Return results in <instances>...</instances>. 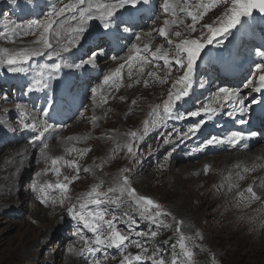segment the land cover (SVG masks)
<instances>
[{
	"label": "rangeland",
	"instance_id": "rangeland-1",
	"mask_svg": "<svg viewBox=\"0 0 264 264\" xmlns=\"http://www.w3.org/2000/svg\"><path fill=\"white\" fill-rule=\"evenodd\" d=\"M160 1L162 4L163 0ZM62 2L68 3L69 0H62ZM99 2L110 1L93 0L94 4ZM60 3L61 0H0V31H4L7 34V39L0 37V56H3L2 50L5 48L10 52H14L24 47H40V45L34 44V41L39 37L40 30L33 29L35 35H22L21 33L26 31V29H18L16 25H27L32 20L43 21L45 19L44 14L50 7ZM224 7L222 4L209 11L197 26L195 34H192L184 25L172 26L170 28V38L173 40L179 39L172 35L175 31H181L189 38L206 35L205 32L201 31V25L209 24L216 20L223 12ZM128 9L129 7L122 9L118 14L127 13L124 10ZM148 12L150 13L146 20L147 22L156 18L154 24H152L153 21L151 22V26L143 24L147 14L143 17L140 14L135 15L133 13L131 19L134 22L136 21L137 24L125 21L127 18H117L118 21H122L118 30L120 33L122 32V39H118L121 48L119 51L114 47L110 49L111 46L105 45L100 21L89 20L86 21L85 32L81 34L77 43L70 45L69 52H62L59 57L52 56L50 58L49 62L51 63H61L63 65L79 64L82 59L88 58L90 50L94 49L97 43L103 41V62L99 61L98 64L102 62L104 69L102 65H88L89 75L95 79L93 83L90 81V84L85 86V88L84 84H81L76 87L65 88L64 91L60 92L63 95H71L72 97L70 102L67 103L68 106L65 111H59L57 109L58 104H56V107L53 106L59 95L55 86H57L58 80L62 76L66 81L71 75L81 78L82 76L79 75L80 68L64 67L59 73H53L54 81L56 82L55 84L53 82V84L55 86L52 87V92L45 91L46 97H44L45 93L38 94V92L28 91L30 83L28 84V81L25 80L24 71L11 72L6 65H0V84L10 87L8 90L0 87V264H91L94 259H100L102 264H120L124 255L129 253L135 255L141 252V249L136 248L135 244L132 243L125 249L118 250L105 246L100 247L99 251L94 255L86 251L82 255L80 249L84 247V241L81 237L91 243L94 236L90 231L84 229L82 224L68 215L66 211L67 203L63 202V205L58 203L61 196L66 193H69L72 199L83 196V192H88L91 185H96L100 181L104 182L101 191H106L109 186H115L113 182L121 177L122 167L128 169V171L131 170V167L128 166L121 155L125 149L115 147L108 155V159H113L117 165L106 177L104 172L107 167L105 165L99 166L94 161V158H97L94 155V151L98 152L99 150V141H102L101 136L106 141L108 139L107 144H112L113 135L119 132L120 124H126L124 133L135 130L141 132L143 122L148 119V113L151 108L156 104H162L163 100L167 98V90L171 86V81L182 74L179 70L173 69L172 75L168 78L169 83L160 84L156 77L147 75L149 71L155 72L161 78L166 75L167 69L164 68L163 62L159 61L158 67H154L152 64L147 65L143 75L138 74L139 65H134L131 77L127 75L129 69L125 67L126 69L122 70V79L117 80L116 83L110 82L109 85L103 84V77L115 70L120 63H123V60H114L112 57L126 58L133 43H140V46L143 47V44L151 39L152 51L161 46L165 49L169 48L167 41L159 37L157 32H153L151 38L144 37L143 34L153 29H159L163 26L164 19H172V17L165 16L160 6L155 7L153 10H148ZM263 20L264 14H253L251 17L242 18V24L232 29L230 34L217 37L212 44L206 45L196 64L193 91L187 102H181L178 106L181 114L186 111L198 110L217 93L220 87H240L241 94L245 98V103L250 106V110L247 111V117L239 113V116H236L226 132H243L247 136L245 143L249 142L248 145L242 144L240 150L233 151L236 149V145L229 146L224 144L221 145L224 146V149L220 150L216 146L217 143H214L215 146L204 150V142H207L211 135H220L221 131L215 130L214 133L204 136L202 142L197 144L203 153L197 155L187 150L185 146H182L184 137L180 136L181 133L187 131L184 127L185 125L190 126L203 120V127L210 123L212 128L213 126L215 128L223 125L222 120L226 118V116L216 114L209 119L203 113H201V116L186 117L182 120L169 119L162 126L150 128L146 135L135 141V146L138 144L137 142H141L139 151L148 150V154L143 160L136 158L134 162H131V165L141 164L144 171L129 180L130 185L137 190L138 194L152 198L165 211L171 213L168 217H161L164 223L171 225V227L153 224L151 221L142 219L135 212L127 197L124 198V202L121 204L106 203L103 207L108 210L109 217L115 216L117 218L118 228L125 234H129V230H131L130 239L139 241L147 249V253L142 254L154 256L157 260L162 258L165 264H168L165 257L168 249L171 250L173 248L176 250V254L181 253L178 246L175 248L171 247L168 241L171 240L173 244L176 243L178 234L175 231L177 226L175 221H183L181 230L186 236L193 237L191 241H188V246L194 255L189 261L181 253L182 258L180 260L176 259L173 264H183V262L186 264H261V262L257 263L256 261L241 260L238 257L237 251L240 250L242 244L236 238L238 237L236 232L232 231L234 229L229 218L235 213L243 212L256 217H259V215L263 216L264 188L261 187V184H264V176L250 184L254 186L257 194L262 196L260 201H255L251 204L239 197L238 193L243 191H239L236 188L229 191V181L226 177L231 175V182L236 183L238 180L236 177L237 172H240L244 177L256 171L264 174V158L258 161V164L256 163L257 160L246 162L240 159L241 156L251 155L264 147L263 139L262 141L258 140L255 144H253V141H249L252 137L251 133L257 132L258 137L264 138V132L259 133L257 131L255 122L250 123V125L246 123L245 125L248 126H244V128H236L235 126L236 124L239 125L240 119L245 121V119L253 118L257 115L260 117L264 116V102H262L264 101V94L250 92L248 89L241 87L246 79L255 78L254 62H259L255 52L257 48L264 49V29L261 28L262 26L256 29L255 25L256 21L262 22ZM62 22L66 25H74L76 23L75 20L71 19V15H69L67 20L62 19ZM188 23H191L190 19L185 18V24ZM124 25L127 26V31L124 30ZM55 27L58 28L59 24ZM132 30H136L137 34H126ZM135 35H142V41L137 42ZM123 36L127 37L124 44H122ZM254 38H257L256 42L253 41ZM51 42L53 47L57 46L54 35ZM64 43L67 44V40ZM77 48L83 54L73 57L75 55L73 54L74 50ZM47 51L45 50V54ZM44 56L34 57L22 67L26 69L35 62L42 64L46 61ZM240 68H244V70ZM227 73H232L234 78L227 79L225 77ZM19 74L25 77H21ZM14 77L17 79H13ZM18 77L21 79H18ZM9 78L17 81L13 83ZM137 79L140 80V83H136ZM144 80L148 81L147 86H145ZM52 81L53 78L49 80L48 85ZM201 83H203V87H200ZM58 85L60 86V84ZM93 88H97L95 95L91 91ZM60 89L58 88L59 91ZM83 89L87 95L80 102L81 99L78 96ZM101 89H103V92H101ZM259 93L261 94L260 97ZM16 94L21 96L15 97ZM33 96L35 98L32 100ZM250 96L252 98L255 97L257 100L256 104L250 103L252 99L249 98ZM23 97L32 100L34 109L24 103ZM104 97H107V103L103 102ZM80 103H82V108L79 107ZM16 104L24 106L28 111L38 112V115L32 116V118H36L37 128L41 131L44 127L41 122L44 117H50L52 120L47 121V123L52 124L57 129H61L55 136H53V133L52 135H47L45 139L43 136L42 142L39 141V146L31 147L30 144H26L21 138L12 134V127L15 122H17L16 125L18 126L16 133L26 130L22 126V119L25 123H33V119L28 116L27 111L17 110ZM49 105L51 106L50 109L48 108ZM84 106L87 107L85 108ZM83 108L85 109L83 110ZM130 108L136 111L137 116H134L133 120L126 122L125 117ZM226 108L227 105L223 110H226ZM42 110L47 111V115H44ZM78 113L80 114L76 118ZM94 116L98 118L95 123L92 122ZM68 117H72L71 123L67 126L63 125V120ZM108 119L111 124L108 127H104ZM169 126H174V129L168 130ZM159 128H161L160 134H158ZM35 129H27L28 134L31 135L29 138L33 139V137L37 136L32 135ZM99 131L101 136L97 135ZM169 131H178L179 135H172L170 137L171 142L164 144L162 137L168 134ZM196 134H198V131L190 134V136H195ZM109 136L112 138L109 139ZM69 137L73 139L69 140ZM85 137L88 139H85ZM50 143L56 145L54 146L55 149L53 147L51 151L46 153L48 147L52 145ZM45 144L48 146L47 148H44ZM244 145H247L250 150H247ZM73 147L78 150L89 148L90 151L80 157L78 151L69 154L68 149ZM37 148L38 150L35 151ZM230 148L233 150H230ZM23 149L29 152V159H24V161L17 155L13 156L12 151L20 152L19 150ZM45 155L48 157L47 162L45 161ZM55 157L64 158L58 166L61 168V172L65 174L61 173L59 177L51 170V158ZM71 160H76L80 167V172L79 178L69 184L68 192L65 193L57 188H45L43 192L33 190L37 184L46 185V183H52L54 185L57 182H66L63 179L64 176L71 178L76 175L75 169L66 166L64 163V161ZM206 166L208 168L207 172H205ZM242 167H254L255 171L246 174L241 172ZM84 168H90L92 171L86 173L83 171ZM45 169H47V172H45ZM93 173L96 175H93ZM7 196L12 197V202L9 205L3 202ZM109 196L112 199L116 198V194L109 193ZM44 197H47V203L42 202ZM245 197H247L246 192ZM24 202L29 204L30 207H23L22 203ZM58 209L61 211L55 214ZM57 216L58 219L56 220ZM173 217L175 220H173ZM133 221L135 223H132ZM153 231L158 233L156 237L150 235ZM77 232H79V235L76 234ZM217 232L221 235L217 236ZM137 233L145 235H137ZM196 233H199V237H196ZM261 233L263 234L262 242L264 243V231ZM145 264H152V261L148 260Z\"/></svg>",
	"mask_w": 264,
	"mask_h": 264
},
{
	"label": "snow or ice",
	"instance_id": "snow-or-ice-1",
	"mask_svg": "<svg viewBox=\"0 0 264 264\" xmlns=\"http://www.w3.org/2000/svg\"><path fill=\"white\" fill-rule=\"evenodd\" d=\"M148 0H113V2H99L93 3V0H69L68 3H61L59 5H52L50 9L44 14L45 19L32 20L27 25H16L18 29H26L22 32V35H35L33 29H38L39 37L34 44L40 45V47H24L18 51L10 52L7 48L3 49V56H0V65H6L8 70L11 72H21L24 71L22 65L29 63L34 57L45 55V50L49 58L52 56L59 57L62 52H69L70 45L77 43L82 33L86 30V21L89 20H99L102 25V30L106 35L108 31L113 28L119 30L122 21L117 20V14L120 10L126 9L128 7L136 8L138 5L147 3ZM224 5V10L220 16L216 18L212 23L202 24L201 31L205 32L206 35L200 37L189 38L185 36L181 31H175L172 33L178 40H173L170 38V28L172 26L184 25L192 34L197 32V26L200 24L204 16L207 15L209 11L214 9L219 5ZM86 5V7H85ZM160 8L165 16H171L172 19H164L163 26L159 29H153L148 33H144V37L151 38L153 32H157L159 37L164 38L169 45L168 49L157 47L155 51L151 50V39L140 46V43H133L129 55L124 57L114 56V60H123L115 70L110 72L108 75L103 77V84L109 85L111 83H116L117 80L123 78V69L127 67L129 69L127 75L131 77L133 75L132 69L134 65H139L137 69L139 75H143L145 67L152 64L154 67H158V62L162 61L163 66L167 69L166 75L161 78L156 75L155 72L149 71L147 75L149 77H156L160 84L169 83V77L172 75L173 69L179 70L182 74L177 76L173 81H171V86L167 90V98L163 100L162 104H156L151 108L148 113V119L143 122V129L138 134L137 131H131L125 133L129 139L123 145H117L118 148H124L131 155H136L134 152L135 141L138 138H142L146 135L150 128H156L162 126L169 119H185L186 117H198L201 113L208 116L209 119L212 116L219 113L226 105L232 106L233 111L228 112V116H232L233 112L236 111V105H240L239 111L245 113L249 111V105L245 103V98L241 94L240 87H220L217 93L209 99L206 104H203L198 110L186 111L181 114L178 110V106L181 102L186 103L187 99L190 97L193 91V83L195 76V69L197 61L201 55V52L205 49L206 45H210L213 41L220 36H224L231 33L232 29L237 28L238 25L242 24V18L251 17L254 10H258L259 13L264 14V0H163L160 4ZM69 15L71 19L75 20L74 25H66L62 22L67 20ZM185 18L190 19L191 23L185 24ZM59 24V27L55 26ZM127 31V26L124 28ZM55 36L57 41V46L54 48L51 39ZM0 37L7 39V34L4 31H0ZM67 40V44L64 41ZM135 40L137 42L142 41V35H135ZM14 42V41H13ZM103 41L97 43L95 48L90 50L87 59H82L79 64L74 65H63L61 63H53L49 66L50 75L51 73H59L64 67H76L80 68L85 65H95L96 60L104 55ZM174 49V50H173ZM255 55L259 58V62H254V76L255 78L246 79L241 85L242 88L248 89L250 92H260L264 94V49L257 48ZM43 73H41L42 75ZM43 82L37 79L29 88L28 91H39L37 85H41ZM136 83H140L137 79ZM145 86L148 85V81L144 80ZM203 83L200 87H203ZM93 95L97 93V88H93ZM103 92V89H101ZM103 102L107 103V97L103 98ZM264 102V101H262ZM135 103V101H133ZM251 104H256L257 100L255 97L251 99ZM50 105L48 108L50 109ZM16 109L19 111H27L24 106L16 104ZM44 115H47V111L42 110ZM33 123H25L23 119L21 121L24 129H35L38 127L36 118L33 117ZM97 117L92 118V122L95 123ZM239 123L243 124L245 121L243 119L239 120ZM43 130L35 137V139L40 140L44 133L53 127L52 124L43 122ZM204 121L201 120L199 123L192 127H189L186 132L180 134V136L187 137L189 134H194L197 132ZM251 136H255L256 133H251ZM171 133L164 135L163 143H170ZM109 139L112 137L109 136ZM69 140L73 138L69 137ZM85 139H88L85 137ZM245 139V134L239 131H230L224 137H211L207 143H228L231 145L238 144L241 140ZM48 146L45 144L44 148ZM79 152L80 157H83L90 151L89 148L68 149L69 154L72 152ZM63 157L51 158V170L56 174L57 177L61 174V168L58 166ZM48 157L45 155V161L47 162ZM65 165L68 167H73L76 171V175L69 178L64 176V181L57 182L56 184L46 183V185L37 184L34 186V191L43 192L45 188H57L63 192H68L69 184L79 178L80 167L76 160L64 161ZM239 167V166H238ZM208 168L205 167V172ZM84 172L92 171L90 168H84ZM127 172L128 169H124ZM255 171V168L244 167L242 169L243 173H248ZM47 172V169H45ZM238 180L245 179L244 175L240 172L236 173ZM226 179L230 182L228 189L231 191L233 188L238 187V184L231 182L232 177L229 175ZM103 181L91 187V189L83 196L77 197V204H71L67 208L68 215L73 219L77 220L82 224L84 229L90 231L94 239L91 243L81 237L84 241V247L80 249L81 254L86 251L89 254H96L100 247H109L115 249H125L130 244L134 243L135 247L141 249L135 255L131 253L124 255L120 261V264H145L146 261L151 260L152 264H165L164 260L161 258L157 260L154 256L145 255L142 253H147V249L139 241H132L130 239L131 230L129 234H125L117 226V218L115 216H110L108 210L103 207L104 204H121L124 202V198L127 197L131 206L134 207L135 212L145 220L151 221L153 224H159L164 227H171L164 223L161 217H168L171 213L165 211L163 207L154 201L152 198L140 195L137 190L130 185L129 178L127 175H122L113 183L115 186H109L106 191H101L103 186ZM264 188V184H261ZM245 192L248 194L245 197ZM245 192H239L238 195L242 200H246L248 204L255 201H260L262 199L261 195L257 194L256 189L253 185H249ZM109 193L116 194V198L112 199ZM64 197L60 203L63 205ZM43 203H47V197L42 200ZM55 203V201H53ZM173 220L175 218L173 217ZM176 222V233L178 234V239L173 247H179L183 256L191 261L194 253L189 249L188 241H191L193 237L186 236L182 230L181 225L183 221ZM132 223H135L133 221ZM79 235V232L76 233ZM137 235H145L143 233H137ZM152 237H156L158 233L153 231L150 233ZM199 237V233L195 234ZM202 238V237H200ZM106 259V258H105ZM91 264H102L100 259L92 260Z\"/></svg>",
	"mask_w": 264,
	"mask_h": 264
},
{
	"label": "bare ground",
	"instance_id": "bare-ground-1",
	"mask_svg": "<svg viewBox=\"0 0 264 264\" xmlns=\"http://www.w3.org/2000/svg\"><path fill=\"white\" fill-rule=\"evenodd\" d=\"M110 2H112L113 0H109ZM161 4V1L160 0H148L147 3H143V4H140L138 5L136 8H133V9H130L132 7H129L128 10H124V12L127 11V13H120L118 14L117 18L120 17L122 19H126V18H130L132 17L133 13L135 15H142L143 17H145V14H147V18L145 19V22L143 23L144 25H149L151 26L152 24L155 23L156 21V18L155 19H152L151 21L147 22L146 20L148 19L149 17V13L148 10H153L155 7H158L160 6ZM158 16V15H156ZM142 18V17H141ZM140 18V19H141ZM142 20V19H141ZM140 20V21H141ZM153 21V22H152ZM152 22V24H151ZM131 23L132 24H137V22L133 21L131 19ZM115 29V33H116V36L121 40L122 39V32L120 33L116 28ZM126 34H137V31H128ZM124 37V36H123ZM127 39V37H124L123 39V43H125V40ZM94 43V42H93ZM92 43V44H93ZM55 48V47H54ZM110 49H112V47H110ZM70 54V53H69ZM75 54L73 57H77L79 55H82L83 52L81 50H79L78 48L74 50V53ZM120 54V53H119ZM118 55V54H117ZM45 60L42 64H37L36 62L29 65L26 69H24V72H25V75H26V78L25 80L28 81V88L37 80H41L43 83L41 85H37L36 87L39 88V91H33V92H38V94H41V93H45V96L46 97V92H51L52 90V85H53V82H54V76H53V73H51L50 75V68L49 66L53 63L49 62L50 58L49 56H47V53L45 54ZM72 57V58H73ZM104 57V55L100 56L97 61L95 62V65L99 63V61H102V58ZM114 57V56H113ZM48 59V60H47ZM87 59V58H86ZM101 59V60H99ZM105 61V60H104ZM107 61V60H106ZM103 62V61H102ZM102 62L98 65H102ZM103 69H104V66L102 65ZM74 68V67H73ZM126 69V68H125ZM128 69V68H127ZM80 73H81V76L85 77L84 78V88L85 86H88L90 84V81H92V83L94 82L93 78L90 77L89 75V69H88V65H85L83 67H80ZM41 73H43L41 75ZM243 75V74H242ZM19 76L21 77H25L24 75L22 74H19ZM30 77H33V78H30ZM227 78H232L233 75L232 73H227V76H225ZM53 78V81L50 85H48V82L49 80H51ZM12 80V78H9ZM13 79H17L16 77H14ZM18 79H21L20 77H18ZM17 80H12V82H16ZM91 83V84H92ZM0 87L2 88H5V89H9L10 87H8L7 85H2L0 84ZM18 88V87H17ZM6 95V94H5ZM87 95V93H85V90H81L80 94H79V99L80 102L83 101V99L85 98V96ZM259 97H260V93L258 94ZM21 95L19 94H16L15 97H20ZM35 97L33 96L32 97V100L34 99ZM249 98H252L251 96ZM32 100L26 98V97H23V101L24 103H26L29 107L33 108L34 109V105H32ZM250 100V99H248ZM79 107L82 108V103H80ZM85 108L87 106H84ZM240 105H236V111L233 112V115L230 117L228 116V112H232L233 111V108L232 106H228L227 105V108L226 110H221L219 113H217V115H221V116H226L225 120L223 119L222 120V124L223 125H219L217 127L212 128V125L210 123H207L204 127H203V124L201 126V128L198 130V134H196L195 136H190V134L187 136V137H184L183 138V142H182V146L186 147L187 150L189 151H192L194 153H196L197 155H200L201 153H203L201 150H200V147L197 146V144H199L200 142H202L204 136H208L209 134L211 133H214L215 130H218V131H221L220 135L218 136H214L211 135L209 137V139L211 137H224L227 133L229 132H226V130L231 126L232 124V121L236 118V116L238 117L239 116V113L241 115H244L246 116L247 115V112L245 113H241L238 109H239ZM83 108V110L85 109ZM249 109H250V106H249ZM27 114L28 116H30V118H32V116H36L38 115V112L37 111H28L27 109ZM80 113H78V115L76 116V118L79 116ZM134 116H137L136 114V111L133 109V108H130L127 112V115L125 117V121L128 122V121H131L134 119ZM220 116V117H221ZM23 117V116H22ZM219 117V118H220ZM247 117V116H246ZM75 118V119H76ZM72 117H68L66 119L63 120V125L65 124L66 126L69 125L71 123V120ZM49 120H52L50 117H44V119L41 121L42 123L43 122H47ZM244 120V119H243ZM74 121V120H73ZM72 121V122H73ZM247 123H248V118L246 119ZM17 122L14 123V126L12 127L13 128V135L14 136H18L19 138H21L22 141H25L26 144H30L31 147H36V146H39V141L42 142V138L38 141H36L37 139H35V137H33V139H31V137L29 138V136H31L30 134H28V130L26 129L25 131L23 132H19V133H16L15 131L17 130ZM111 124V121L108 119L106 120V124H104V127H108L110 126ZM245 123L241 124L239 123V125H235L236 128H244L247 127L248 125H245ZM195 124H191L190 126L188 125H185V129L188 130L189 127H192L194 126ZM126 126V124H120L119 126V132L115 135H113L114 139L112 140V144H107L108 142V139L107 141L101 136V133L100 131L98 132V136H101L102 138V141H99V150L98 152L97 151H94V155L97 156V158L95 157L94 158V161L97 163V165L99 166H102V165H105L107 167V170L104 172L106 177L108 175V173L112 172L114 168H116L115 166L117 165V163H115V161L113 159H108V155L114 150L115 147H117V145H123L125 144L127 141H128V137L125 136L124 134V127ZM183 127V128H184ZM260 126H258L259 128ZM61 129V128H59ZM59 129L55 128V127H52L51 130H48L47 132H45L44 134V139L47 135H52L53 133V136H55L58 132H59ZM171 129H174V126H169L168 127V130H171ZM167 130V131H168ZM138 132V134L140 133L138 130H135ZM161 128L158 129V134H160L161 132ZM41 132V130L39 128H36L34 133H32V135H39V133ZM117 132V131H115ZM171 133V136L172 135H179V132L178 131H172V132H168V134ZM256 135L255 136H252L251 139L249 141H253V144H255L256 142H258V140L262 141L263 138H260L257 136V132H255ZM18 134V135H16ZM166 135V134H165ZM164 137V136H163ZM162 137V138H163ZM160 138V137H159ZM43 139V141H44ZM140 139V138H139ZM176 139V138H175ZM247 139V136L245 135V139L241 140L238 144H236V149L233 150L230 148V150H233V151H238L240 150L242 147L241 145L242 144H247L245 143V140ZM61 140V139H60ZM58 143V142H57ZM138 144L135 146L134 145V152H136V155H131L127 152V150L125 149L121 155L124 159V161L128 164V166L131 167V170L127 171V172H124L123 170L125 169L124 167H122V175H127V177L129 178V180H132L134 176H138V174L140 175V173L143 170V167L141 164H133L131 165V162H134L136 158H139L140 160H143L144 157L148 154V150H144V151H139V148L141 146V142H137ZM52 143H50L51 145ZM229 145L231 146V144H228V143H217L216 146L217 148H219L220 150L224 149V146H221V145ZM247 145H244L246 147L247 150H250L249 147ZM56 146L55 144H52L50 147H48V149L46 150V153L51 151L53 149V147ZM211 146H215L214 143L213 144H208L207 142H204V150L206 148H210ZM241 147V148H240ZM51 148V149H50ZM55 149V147H54ZM216 149V148H215ZM38 148L35 150L37 151ZM20 152L18 151H12L13 153V156H19L21 157L23 160L24 159H29L30 158V154L29 152L25 151L24 149L23 150H19ZM159 151V150H158ZM151 153V152H150ZM45 154V153H44ZM242 155V154H241ZM50 156V155H49ZM228 156V155H227ZM236 156V155H235ZM232 157V156H231ZM237 158V157H236ZM264 158V147L257 151L256 153H253L251 155L247 154V156L243 155L240 157V159L242 161H251V162H254L255 160L256 163L260 160H262ZM121 159V158H120ZM21 160V161H23ZM25 161V160H24ZM122 161V160H121ZM233 161V160H232ZM237 162V161H236ZM241 163V162H239ZM250 163V162H249ZM259 163V162H258ZM257 163V164H258ZM231 164V163H230ZM236 165V163H234ZM243 164V163H242ZM241 165V164H240ZM248 165V164H247ZM246 165V166H247ZM242 166V165H241ZM243 168V167H242ZM257 168V167H256ZM261 169V168H260ZM119 170V169H118ZM117 170V171H118ZM242 172V171H241ZM257 172H259L257 174ZM62 173V172H61ZM250 173V172H249ZM62 174H65L64 172ZM115 174V173H114ZM120 174V173H119ZM247 174V173H246ZM93 175H96L93 173ZM264 174L263 172H260V171H256V172H253L251 174H249L247 177H245V179L243 180H237L236 181V184H238V187H236V189H238L239 191H245V189L253 182H255L257 179L263 177ZM232 177V176H231ZM112 178V177H111ZM143 178V177H141ZM97 179H98V176H97ZM114 179V178H113ZM236 179V178H235ZM117 180V179H115ZM139 180V179H138ZM108 181V180H107ZM106 181V182H107ZM136 181V180H135ZM134 182V180H133ZM139 183V182H138ZM230 183V182H229ZM139 185V184H138ZM94 186V185H91V187ZM225 186V185H224ZM83 188V187H82ZM91 189V188H90ZM260 192V191H259ZM27 193V192H25ZM84 194L87 193L86 192H83ZM248 195V194H247ZM260 195V194H258ZM11 196V195H9ZM64 197H67V199H64V202L67 203L68 207L71 205V204H77L78 205V201L77 199H72L69 195V193H66L64 195L61 196L60 200H59V203L60 204V201L64 198ZM223 197V196H222ZM225 197V196H224ZM214 199V198H213ZM220 199V198H219ZM245 201V200H244ZM3 202H6L5 204L9 205V203L12 202V197H8L6 198V200H4ZM219 202V200H218ZM4 204V205H5ZM23 204V207H30L29 204L27 203H22ZM232 204V203H231ZM230 205V204H229ZM67 207V208H68ZM62 208V207H61ZM60 208V209H61ZM251 208V207H250ZM54 209V208H53ZM57 209V208H56ZM58 209L55 211V214H58L61 210ZM63 209V208H62ZM243 209V208H242ZM249 209V208H248ZM55 210V209H54ZM258 210V209H257ZM65 211V210H64ZM67 211V209H66ZM235 212V211H234ZM262 212V211H261ZM62 213V212H61ZM258 216V215H257ZM229 217V216H228ZM58 219V216L56 217V220ZM60 219V218H59ZM230 222H231V225L233 227L234 230L232 231H235L236 232V235H238V238L240 241H241V247H240V250L237 251V254H238V257L243 260V259H246V261H256L257 263L261 262V264H264V243L262 242V237H263V234L261 233L262 231H264V212H263V216H260L259 217H256L252 214H247V213H235L231 218H229ZM212 233V232H211ZM217 236L221 235L219 232L216 233ZM222 237V236H221ZM238 248V247H237ZM236 261V260H235ZM240 262V261H239Z\"/></svg>",
	"mask_w": 264,
	"mask_h": 264
},
{
	"label": "trees",
	"instance_id": "trees-1",
	"mask_svg": "<svg viewBox=\"0 0 264 264\" xmlns=\"http://www.w3.org/2000/svg\"><path fill=\"white\" fill-rule=\"evenodd\" d=\"M169 245H171V247L173 246V242L170 240L168 241ZM172 252V253H171ZM165 257L167 259V263L168 264H173L175 262L176 259L180 260L182 258L181 253L180 254H176V250H174L173 248L171 250H167ZM183 264H186L183 262Z\"/></svg>",
	"mask_w": 264,
	"mask_h": 264
},
{
	"label": "clouds",
	"instance_id": "clouds-1",
	"mask_svg": "<svg viewBox=\"0 0 264 264\" xmlns=\"http://www.w3.org/2000/svg\"><path fill=\"white\" fill-rule=\"evenodd\" d=\"M253 41H257V38H254V40ZM233 75V74H232ZM81 76V75H80ZM227 78V77H226ZM233 78H234V76H233ZM227 79H230V78H227ZM235 80V79H234ZM229 81H231V80H229ZM82 84H84L83 82H82ZM245 117V116H244ZM257 117H259V118H262V117H260L259 115H257ZM245 121H246V119H245ZM246 123H247V121H246ZM261 125V124H260ZM262 125H263V127H264V123H262ZM264 140V139H263Z\"/></svg>",
	"mask_w": 264,
	"mask_h": 264
},
{
	"label": "water",
	"instance_id": "water-1",
	"mask_svg": "<svg viewBox=\"0 0 264 264\" xmlns=\"http://www.w3.org/2000/svg\"><path fill=\"white\" fill-rule=\"evenodd\" d=\"M253 14H259V15H261V13H259L258 10H254L253 11Z\"/></svg>",
	"mask_w": 264,
	"mask_h": 264
}]
</instances>
